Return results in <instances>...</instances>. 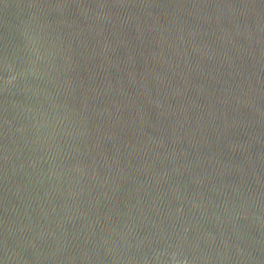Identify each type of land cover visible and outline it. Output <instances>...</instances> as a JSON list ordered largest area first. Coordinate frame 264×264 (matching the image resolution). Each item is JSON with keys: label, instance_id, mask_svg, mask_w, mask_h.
Wrapping results in <instances>:
<instances>
[{"label": "water", "instance_id": "95a60500", "mask_svg": "<svg viewBox=\"0 0 264 264\" xmlns=\"http://www.w3.org/2000/svg\"><path fill=\"white\" fill-rule=\"evenodd\" d=\"M0 264H264V0H0Z\"/></svg>", "mask_w": 264, "mask_h": 264}]
</instances>
